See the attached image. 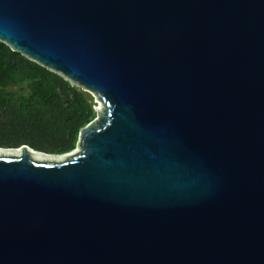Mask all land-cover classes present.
<instances>
[{
  "label": "water",
  "instance_id": "water-1",
  "mask_svg": "<svg viewBox=\"0 0 264 264\" xmlns=\"http://www.w3.org/2000/svg\"><path fill=\"white\" fill-rule=\"evenodd\" d=\"M0 40L104 109L0 154V264H264V0H0Z\"/></svg>",
  "mask_w": 264,
  "mask_h": 264
},
{
  "label": "trees",
  "instance_id": "trees-1",
  "mask_svg": "<svg viewBox=\"0 0 264 264\" xmlns=\"http://www.w3.org/2000/svg\"><path fill=\"white\" fill-rule=\"evenodd\" d=\"M92 98L0 40V147L30 145L60 155L74 151L82 128L97 117Z\"/></svg>",
  "mask_w": 264,
  "mask_h": 264
},
{
  "label": "rangeland",
  "instance_id": "rangeland-1",
  "mask_svg": "<svg viewBox=\"0 0 264 264\" xmlns=\"http://www.w3.org/2000/svg\"><path fill=\"white\" fill-rule=\"evenodd\" d=\"M91 93V92H90ZM92 94V93H91ZM92 99H93V102H95L96 103V106H95V110L96 111H103L104 109H103V107H100V103L98 102V99H97V97L94 95V94H92ZM97 118V117H96ZM86 127V126H85ZM84 127V128H85ZM84 128H82V130L84 129ZM80 138V137H79ZM79 138H78V140H79ZM0 150H2L0 153L2 154V153H11V152H15V151H17V150H19L18 148H2V147H0ZM19 153V152H18ZM44 155H45V157H37V158H41V159H47V158H58V157H60V154H56V155H54V154H45V153H43ZM58 156V157H57Z\"/></svg>",
  "mask_w": 264,
  "mask_h": 264
},
{
  "label": "bare ground",
  "instance_id": "bare-ground-1",
  "mask_svg": "<svg viewBox=\"0 0 264 264\" xmlns=\"http://www.w3.org/2000/svg\"><path fill=\"white\" fill-rule=\"evenodd\" d=\"M100 107H103L102 106V104H100ZM2 150H0V152H1ZM18 152H20V150H17V151H15V153H18ZM1 154V153H0ZM8 154H10V153H8ZM34 156L37 158V157H45V155L43 154V153H39V152H35L34 153ZM58 157V156H57ZM58 158H61V157H58ZM37 159H41V158H37Z\"/></svg>",
  "mask_w": 264,
  "mask_h": 264
},
{
  "label": "flooded vegetation",
  "instance_id": "flooded-vegetation-1",
  "mask_svg": "<svg viewBox=\"0 0 264 264\" xmlns=\"http://www.w3.org/2000/svg\"><path fill=\"white\" fill-rule=\"evenodd\" d=\"M27 146H30V145H27ZM31 148H32V150H34V151H37V152H39V153H45V152H43V151H40V149L39 150H37V149H35L34 147H32V146H30ZM45 154H53V153H45ZM54 155H56V154H54ZM64 155V154H63Z\"/></svg>",
  "mask_w": 264,
  "mask_h": 264
}]
</instances>
